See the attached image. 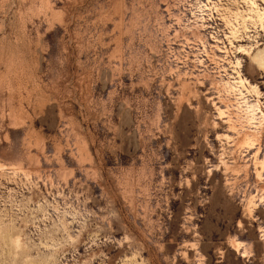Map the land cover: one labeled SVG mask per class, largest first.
<instances>
[{"label": "rangeland", "instance_id": "1", "mask_svg": "<svg viewBox=\"0 0 264 264\" xmlns=\"http://www.w3.org/2000/svg\"><path fill=\"white\" fill-rule=\"evenodd\" d=\"M0 264H264V0H0Z\"/></svg>", "mask_w": 264, "mask_h": 264}]
</instances>
